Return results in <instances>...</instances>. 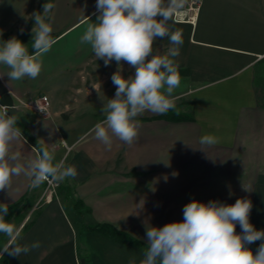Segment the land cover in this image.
I'll return each mask as SVG.
<instances>
[{"label":"crops","instance_id":"1","mask_svg":"<svg viewBox=\"0 0 264 264\" xmlns=\"http://www.w3.org/2000/svg\"><path fill=\"white\" fill-rule=\"evenodd\" d=\"M46 2L55 5L49 22L56 43L43 57L40 75L12 81L0 65V83L13 103L8 115H16L26 139L14 141L12 150L26 161L42 147L54 149L56 160L74 165L78 175L59 183L47 201L45 183L33 189L25 176L13 177L9 193L0 191V203L21 202L27 209L20 242L41 245L26 256H8L7 264H82L79 256L89 264H129L133 257L138 264L143 250L80 227L107 223L146 245V224L182 221V209L193 199H249L250 223L264 229V0H200L188 13L192 22L175 20L184 43L176 58L181 83L173 111L192 120L146 112L137 117L134 144L114 139L110 150L91 130L105 118L103 100L115 95L111 76L118 65L105 66L79 40L69 51L59 44L96 17V0H0V40L16 36L31 52L29 17ZM168 46L167 40L154 45L162 54ZM133 74L123 63L122 75ZM42 96L50 103L45 115L30 107ZM206 134L218 142L202 145ZM141 200L143 208L136 209ZM260 243L248 247L255 253Z\"/></svg>","mask_w":264,"mask_h":264},{"label":"clouds","instance_id":"2","mask_svg":"<svg viewBox=\"0 0 264 264\" xmlns=\"http://www.w3.org/2000/svg\"><path fill=\"white\" fill-rule=\"evenodd\" d=\"M186 3L187 0H96V21L87 24L79 42L89 45L105 66L113 61L118 65L111 76L115 95L103 100L101 112L105 118L91 130L94 139L106 149H111L114 139L128 146L134 144L140 126L137 117L146 112L164 115L176 108L174 92L181 83L176 58L184 40L175 20ZM54 7L46 2L42 12L35 11L29 17L34 20L31 52L16 36L0 40V65L8 69L9 80H34L40 75L43 57L56 43L49 22ZM20 32H24L23 27ZM157 40L168 41L163 54L154 47ZM123 63L134 69L133 75H122ZM8 111L7 106H0V191L7 189L9 193L13 177H27L35 189L45 182L59 184L78 175L74 165L63 159L57 161L54 149L50 151L48 147L22 161L12 145L20 139L26 143V139L16 115H8ZM217 142L210 134L200 138L202 145ZM143 204L141 200L136 209H142ZM251 209L252 202L245 198L236 199L234 204L193 199L184 205L182 221L162 227L145 225L146 247L138 264H264V229L257 230L250 223ZM8 211V204L0 203V235L6 238L0 246V258L5 254L26 256L38 249L40 242L21 243V229L5 219ZM256 241L261 243L253 253L248 245ZM129 264H137L135 257Z\"/></svg>","mask_w":264,"mask_h":264},{"label":"trees","instance_id":"3","mask_svg":"<svg viewBox=\"0 0 264 264\" xmlns=\"http://www.w3.org/2000/svg\"><path fill=\"white\" fill-rule=\"evenodd\" d=\"M161 118L167 119L169 121H190L192 120V117L189 114H184V113H178L175 111H170L167 114L161 115ZM59 189V187H58ZM21 204V202H18L10 207H8L9 209H14L19 207ZM27 225L24 224L22 228H25ZM86 230V231H91V232H95L98 233L100 235H103L109 239H111L112 241L118 243V244H125V245H130V246H134L137 247L141 250H143L146 245L144 243H142L141 241L134 239L133 237H131L129 234L120 231L118 229H116L115 227H113L110 224L107 223H96L93 225H86V226H82L80 227V230ZM79 235L80 232L77 231L76 232V243L77 245H79ZM81 260H83L82 264H89V261L87 259V257L85 256H79ZM7 259H8V255L5 254V256L3 258H0V264H7Z\"/></svg>","mask_w":264,"mask_h":264},{"label":"built area","instance_id":"4","mask_svg":"<svg viewBox=\"0 0 264 264\" xmlns=\"http://www.w3.org/2000/svg\"><path fill=\"white\" fill-rule=\"evenodd\" d=\"M200 0H190L189 1V6L187 7V9L185 11H183L181 14H179L176 17V21H193V17L189 16L188 13L189 12H193L196 11L198 9V5H199ZM32 108L33 111L37 112L38 114L41 115H45L49 112V108H50V103L49 100L46 96H42L41 98H39L38 101H36V103L32 106H30ZM59 184H48L47 182H45V190H44V194H43V199L44 201L50 200V198H52V196L56 195V190L58 189Z\"/></svg>","mask_w":264,"mask_h":264},{"label":"rangeland","instance_id":"5","mask_svg":"<svg viewBox=\"0 0 264 264\" xmlns=\"http://www.w3.org/2000/svg\"><path fill=\"white\" fill-rule=\"evenodd\" d=\"M96 17L93 18L91 21L87 22L84 26L76 30L75 32L68 34L64 38L61 39L59 42L60 46L64 47L66 51L71 50L72 46L78 44V35L81 36L82 32L85 30L88 23L95 22ZM69 55V54H68ZM176 91V90H175ZM57 191V190H56ZM27 209L17 207L14 209H9L7 216L5 217L6 220L13 222L17 227H20V222L24 218ZM34 213L29 217L28 222L32 219ZM6 242V238L3 235H0V246H2Z\"/></svg>","mask_w":264,"mask_h":264},{"label":"water","instance_id":"6","mask_svg":"<svg viewBox=\"0 0 264 264\" xmlns=\"http://www.w3.org/2000/svg\"><path fill=\"white\" fill-rule=\"evenodd\" d=\"M0 106H7L9 111L13 109V103L10 97L8 96L6 89L0 83Z\"/></svg>","mask_w":264,"mask_h":264}]
</instances>
